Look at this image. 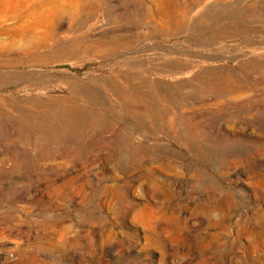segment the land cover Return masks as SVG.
Segmentation results:
<instances>
[{"label":"rangeland","instance_id":"1","mask_svg":"<svg viewBox=\"0 0 264 264\" xmlns=\"http://www.w3.org/2000/svg\"><path fill=\"white\" fill-rule=\"evenodd\" d=\"M0 264H264V0H0Z\"/></svg>","mask_w":264,"mask_h":264},{"label":"bare ground","instance_id":"2","mask_svg":"<svg viewBox=\"0 0 264 264\" xmlns=\"http://www.w3.org/2000/svg\"><path fill=\"white\" fill-rule=\"evenodd\" d=\"M77 7V6H76ZM35 39H36V37H35Z\"/></svg>","mask_w":264,"mask_h":264}]
</instances>
